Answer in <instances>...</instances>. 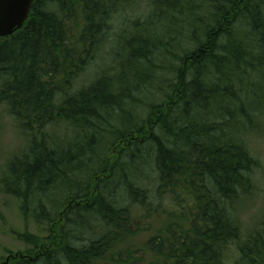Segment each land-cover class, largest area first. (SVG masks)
<instances>
[{
  "label": "trees",
  "instance_id": "16d2710c",
  "mask_svg": "<svg viewBox=\"0 0 264 264\" xmlns=\"http://www.w3.org/2000/svg\"><path fill=\"white\" fill-rule=\"evenodd\" d=\"M140 6L146 7L143 16L134 15L109 62L103 58L100 71L79 83L95 65L114 16ZM184 25L193 47L176 55L171 49ZM240 28L247 30L246 41L236 38ZM164 55H176L177 64L143 106L141 94L154 89L156 72L165 68L157 59ZM263 74L264 0H35L24 28L0 38V109L28 140L9 157L2 182L24 211L32 200L43 218L44 200L57 192L64 197L62 212L56 216L58 200L48 213L47 245L31 242L33 250L14 260L104 259L130 231L133 207L115 208L103 198L108 200L115 179L148 155L147 171L154 168L163 192L194 201L186 208L179 201L174 225L147 246L157 264H225L228 258L230 264H264V222L241 242L242 230L227 211L231 205L237 212L254 187L257 162L246 137L264 123V93L252 88V79L264 81ZM246 89L256 95L253 104L238 103ZM225 102L216 113L214 103ZM213 114L216 121L209 119ZM125 191L145 207L146 190L128 184ZM70 224L97 229L101 237L74 247L59 230ZM54 238L62 251L55 253ZM231 243L237 244L236 258L227 255ZM141 257L130 261L153 264L148 252Z\"/></svg>",
  "mask_w": 264,
  "mask_h": 264
},
{
  "label": "rangeland",
  "instance_id": "374dc122",
  "mask_svg": "<svg viewBox=\"0 0 264 264\" xmlns=\"http://www.w3.org/2000/svg\"><path fill=\"white\" fill-rule=\"evenodd\" d=\"M146 1L147 0H145V2ZM143 5H146V3H143ZM145 10V6H140L136 10L128 9L114 16L110 23V32L103 41L98 59L94 62L95 65H93L92 68L79 79V83L85 81L88 77L90 78L92 73L100 71L105 65L102 63L103 58L106 59L108 56L107 62H109V55L114 54V51H112L111 48L114 49L115 46H117V49L120 48V38L121 36L124 38L127 37L125 30L127 32L131 31L130 26L134 21V15L143 16ZM183 27V35L178 38L176 43H174L176 48L171 49L173 54L176 55L190 50L193 47V43H191L188 36L191 29L186 25ZM246 32L247 30L243 28L238 29L236 38L246 41V39H243V35L246 36ZM223 43H226L225 39L221 41V44ZM247 45L250 52L255 53V50L253 49V39H250ZM176 55L174 57H171L172 55H164V57L157 59V61H164L163 66L165 68L156 72V82H153L154 89L151 90L150 88L148 92H143L144 94H141L143 99V104L141 105L146 106L144 104L149 103L153 99L151 96L157 91L155 88L158 85L157 82L159 79L163 80L168 78L172 68H175V65L177 64L175 62ZM261 76L263 77L264 74ZM252 82L254 84V87H252L253 89L260 93H264V81H262V79H257L255 77L252 79ZM236 85L238 86V84ZM255 99L256 95L253 91L251 89H246L245 93L241 94L240 99L244 101L238 103L245 102L246 104H253ZM226 103L229 104L228 102L223 104L214 103L213 109L216 110L217 113L220 111L219 106H223ZM237 105L236 103H233V108L236 109ZM209 119L211 121H216V116L213 114ZM246 140L249 143L248 149L257 162V166L254 168L253 172L254 187L252 188V194L244 197L243 201H241L243 204L238 207L237 212L231 207V205H229L230 208L227 210L232 218H235L238 226L242 230L243 235L241 237V242L246 241L251 234L257 233L259 231L257 228H260L261 230L262 226L259 225L261 222H264V123L259 132L250 133L247 135ZM27 141L26 136L20 133L18 129L16 130L13 120L8 112L0 109V264H18L19 261H15L14 259L17 257L20 259V255L31 252L33 250L31 242H34L36 245H47L48 239L51 238L49 236L51 233V225L48 223V213L49 211H52V208H55L54 204H56L58 200L60 206L63 205L62 197L64 196H60L61 193L59 192L53 194L50 197V200H47L48 202L44 200L43 203H45L47 211L45 212V215L42 216H44L45 219L39 216L38 213L40 212L39 209L36 210L37 207L35 202L31 200L30 208H26V211H24L22 209V201L4 191L2 174L8 164V159L13 154L21 153V150L25 149ZM148 154L153 156V153L151 154V152H148ZM148 159L149 156L147 155V159L144 162L140 161L135 168H131L132 170L128 169L129 174H127L126 177L115 179L113 185L110 187V189L113 187L114 190L111 191L112 193L109 196H107L108 200L103 198L104 202L114 205L115 208L119 207L121 209L125 207H133L131 214L132 226L128 233H125L123 237L118 238L119 240L112 244L106 257L104 259H99L95 264H133L130 261V257L138 256V258L141 259V256L145 255L147 252L149 254V261H152L153 264H157L156 261L159 260V257L156 256V253L149 252L150 250L147 247L150 245V241L158 238V233H160L162 229L167 228L169 225H174V215L178 214L182 207L179 206V201L185 203V208L187 204L194 203L193 200L186 198L183 193H180L182 196L179 198L172 192H163L165 187L162 186L160 182L158 183L156 181V173L154 172L153 164L151 165L153 169L147 171L148 164L152 163L150 162L152 157L150 160ZM148 174H152V178L155 180L151 192L147 188V185H151L150 183L152 179L148 177ZM128 184L141 188L143 190L142 193H144L145 190L148 192L146 199H141V202L145 203V207L140 204H134L131 197L127 195L125 190ZM58 208L59 204L56 208V216L62 212V206L59 209ZM157 209L160 212L155 213ZM256 224L259 225L253 229V226ZM56 229V231L61 230V233L63 231L68 240L67 244H71L74 247L87 246L93 239L101 237L97 229L96 232L82 231V229L76 230L72 228L71 224L69 227L68 225H63L59 230L58 228ZM112 238L114 237H111L110 239ZM54 239L56 240V242H54L57 244L54 250L55 253L62 251L61 242H57L56 238ZM229 246L230 252L227 255L236 258L238 255L237 244L231 243ZM32 260H35V258H32ZM134 260L132 262H134ZM160 260L162 259L160 258ZM138 264L144 263L140 262ZM225 264H230L229 258Z\"/></svg>",
  "mask_w": 264,
  "mask_h": 264
},
{
  "label": "water",
  "instance_id": "95a60500",
  "mask_svg": "<svg viewBox=\"0 0 264 264\" xmlns=\"http://www.w3.org/2000/svg\"><path fill=\"white\" fill-rule=\"evenodd\" d=\"M35 0H0V38L14 35L27 23Z\"/></svg>",
  "mask_w": 264,
  "mask_h": 264
},
{
  "label": "flooded vegetation",
  "instance_id": "af4514ba",
  "mask_svg": "<svg viewBox=\"0 0 264 264\" xmlns=\"http://www.w3.org/2000/svg\"><path fill=\"white\" fill-rule=\"evenodd\" d=\"M19 258L21 259V256H19Z\"/></svg>",
  "mask_w": 264,
  "mask_h": 264
}]
</instances>
